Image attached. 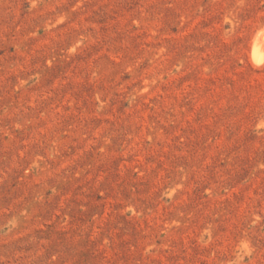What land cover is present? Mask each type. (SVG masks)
Masks as SVG:
<instances>
[{"label":"rangeland","instance_id":"1","mask_svg":"<svg viewBox=\"0 0 264 264\" xmlns=\"http://www.w3.org/2000/svg\"><path fill=\"white\" fill-rule=\"evenodd\" d=\"M33 2L0 0V264H232L241 241L253 250L243 264H264V129L257 128L264 62L252 55L255 37L264 42V0H84L77 11L80 0H36V9ZM60 16L68 22L47 31ZM81 37L89 46L70 58ZM160 50L159 71L150 72ZM89 64L104 82H87ZM173 66L182 75L142 105L148 115L128 114L144 79ZM77 71L84 82L68 78ZM61 78L67 83L54 88ZM120 85L125 92L115 90ZM97 93L108 105L99 115L91 103ZM31 94L39 96L35 104ZM69 95L76 103L65 106L68 114L41 131L42 117ZM146 125L154 140L162 133L171 142L157 141L160 151L141 164L128 149ZM85 135L94 141L87 148L79 140ZM53 140L63 142L56 160L48 158ZM38 157L46 171L28 172ZM61 160L72 163L59 168ZM166 165L167 184L157 189ZM182 175L186 190L161 207L164 189ZM165 225L174 226L165 232Z\"/></svg>","mask_w":264,"mask_h":264},{"label":"clouds","instance_id":"2","mask_svg":"<svg viewBox=\"0 0 264 264\" xmlns=\"http://www.w3.org/2000/svg\"><path fill=\"white\" fill-rule=\"evenodd\" d=\"M83 3H84V0H80V2H78L76 4L73 11H77V10L82 9ZM32 7H33V9H36L38 7V3L36 2V0H34ZM86 14L87 13H83L79 17V19L81 21H83L85 19ZM261 15H264V13H261ZM68 20H69V18L67 16L58 17L56 19L55 23L50 24L48 26L47 31L53 32V34H55L53 30H58L59 26L64 25L65 23L68 22ZM196 22H198V20L193 22L194 25ZM135 23L139 24L140 22L135 21ZM73 26H75V25H73ZM154 35H155V33L153 32L152 35L149 36V39H151L152 36H154ZM89 43L90 42H88L86 40V38L81 37L67 50L68 56L71 58V57H74V56L81 54L84 51V49H86L89 46ZM18 51H19V49H18ZM103 54L104 53H101V55H103ZM107 54L109 55V57L112 60H114L118 63L123 60V53L108 52ZM21 55H23V53H21ZM162 57H163V50H160V52L157 54V57L153 61V68L149 70L150 72L155 73L156 71H159V68H160L159 61L162 59ZM48 63H49V66H51L52 60H49ZM128 71L132 72L133 66H129ZM240 71H243V69H240ZM205 72H207V69H205ZM67 75H68V78L73 83L84 82V75L81 74L79 71H77L76 73L69 72ZM180 75H182V66H173V68L170 69L169 71L160 72V74L158 76H155V78H153L151 80H148L145 78L144 79V85L145 86L141 89L136 90L135 94L132 95L129 99V105L130 106L127 109L128 114L133 115V117L136 119L139 118V115H143L146 117L148 115V113L147 112H141L142 105L144 103H147L149 98L151 96L155 95L156 92L159 91L163 85L170 84L171 81H174ZM166 76L168 77V79H165ZM87 77H88L87 82L94 84V85H98L99 83L104 82V74L100 73L91 64H89V67H88ZM141 78H143V77H141ZM259 79L262 82H264V76L260 77ZM24 83H26V82H21V85H20L21 88L23 87ZM66 83H67V81L65 79L61 78V79H58L55 81V83L53 84V87L54 88L63 87ZM154 89H155V91H154ZM115 90L123 93L126 91V88L124 85H120L119 87H116ZM102 95H103L102 93H97V95L91 101V103H93L94 113L96 115L103 113L108 106L107 102L101 99ZM38 99H39V96L37 94H31V97L28 100V103L35 104ZM75 103H76V101L71 97V95L66 97L65 100L63 101V103L56 106L55 112L51 114V118L49 116H43L42 117L45 120V128L42 129L41 131H47V129L51 128L52 124L55 123V118L57 117V114L67 115L68 113L65 112V106H67L68 108H72V106ZM188 119L191 120V117H188ZM17 127H20V125H17ZM257 128L258 129H264V121L259 122L257 124ZM150 129H151V126L146 125V130H144L141 133V135L136 138L133 145L128 149L129 152H136L137 153V162H139L141 164L144 163V158L146 155L160 151L156 147L157 141L163 142L166 144L171 142V138H166L162 133L157 134L155 137V140H154L153 136L149 134ZM99 134H100L99 131L93 133L94 136H98ZM176 134H179V133H176ZM262 135H264V133H262ZM79 140L81 142L85 143V148H87L89 145L94 143V141L88 140L86 135L80 136ZM223 143H224L223 139L217 140L216 141V147L218 148ZM62 146H63V142H61L59 140H53L52 141V147L50 148V150L48 152V158L51 160H56L57 156L60 153V149ZM163 151L167 152L168 148L165 147V149ZM100 153L102 154V159H106L110 155L109 153H107L106 148H100ZM127 154H128V152L123 153V155H127ZM21 155H23V153H21ZM161 158H163V157H161ZM41 159H43V158L38 157L37 160H34L31 167L28 169V172H32L33 169H37L40 172L46 171V169L41 168V165L39 163V161ZM209 162H210L209 159L204 160V164H207ZM57 163H58L59 168H64V167L70 166L72 161L71 160H61V161H57ZM261 168H264V165H261ZM133 171H139V169L133 168ZM167 171H170V168H168L166 165V168L164 170H161L159 172V175L156 177L155 183H156L157 189L164 188V185L167 184ZM78 175H79V173H78ZM92 175H95V172H93L88 177H85V179H91ZM121 175L122 176L124 175L123 170H122ZM144 175H145L144 172H140V176L137 177V179H140ZM40 178L41 177L39 175L36 177L37 180H39ZM187 180H188V176L182 175L180 177L179 183H176V184L169 186V187L164 189V191L162 193V197H161V207L167 206V203H166L164 198H167V200L171 201L172 203L178 202L176 200V197L179 193L186 190V181ZM234 191H238V189H234ZM209 194L211 195V193H209ZM228 195L230 196L231 193H228ZM249 195H251V193H249ZM70 197H71V193L62 197V202H61L62 206H63V203L65 201L70 199ZM223 198H224L223 196H212L213 200H221ZM126 211H133L134 216H139L138 213L134 212L131 205L128 206ZM258 220H259V218H256V220L253 221V224L257 223ZM10 223H11L12 229H19L20 228V224L16 219H13ZM97 223L99 225H102L104 223V221L100 220V221H97ZM66 226H67L66 224L61 225V227H66ZM173 226L174 225H165L163 231L167 232ZM176 226H178V225H176ZM98 233H99V228L94 229L93 237L95 238L98 235ZM19 234L23 235V232H20ZM209 236H210V233H209ZM5 238H7V236ZM200 242L204 245H207L208 243L211 242V240L203 241V237H200ZM100 247H101V249H107L108 248V241L104 240L103 243L100 245ZM252 251L253 250L247 241H241V243L239 245H237V248H236L237 258H236V260H234L232 262V264H243L244 257L250 256L252 254ZM253 264H254V262H253Z\"/></svg>","mask_w":264,"mask_h":264},{"label":"bare ground","instance_id":"3","mask_svg":"<svg viewBox=\"0 0 264 264\" xmlns=\"http://www.w3.org/2000/svg\"><path fill=\"white\" fill-rule=\"evenodd\" d=\"M252 55L257 62H264V42L261 35H257L252 43Z\"/></svg>","mask_w":264,"mask_h":264}]
</instances>
